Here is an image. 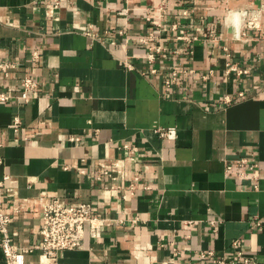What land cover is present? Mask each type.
I'll return each mask as SVG.
<instances>
[{"label":"crops","instance_id":"crops-1","mask_svg":"<svg viewBox=\"0 0 264 264\" xmlns=\"http://www.w3.org/2000/svg\"><path fill=\"white\" fill-rule=\"evenodd\" d=\"M0 63L17 65L0 72L13 97L0 103V179L15 245L41 242L42 204L89 203L112 224L59 264H211L200 255L238 250L264 264V0H0ZM32 73L36 96L21 102ZM240 158L258 181L240 176ZM114 160L140 177L126 201L97 180ZM25 264L44 263L33 251Z\"/></svg>","mask_w":264,"mask_h":264},{"label":"built area","instance_id":"built-area-1","mask_svg":"<svg viewBox=\"0 0 264 264\" xmlns=\"http://www.w3.org/2000/svg\"><path fill=\"white\" fill-rule=\"evenodd\" d=\"M187 15V12L184 13ZM257 17L250 19L247 22L249 28L255 27ZM152 39H149L151 41ZM146 43L147 40H142ZM148 42V41H147ZM162 53V48L158 46H152L148 49L147 59L151 64L156 63L157 55ZM32 57L35 61L40 60V54L38 51L32 53ZM227 73L237 72L241 75L244 72L238 71L230 64L227 65ZM17 68L15 63H0V72L5 71V76L8 77L9 71ZM129 69H132L129 67ZM183 72L179 69H174L171 74V78L164 80V86L169 88L173 82H175L179 74ZM151 74H158V69L151 68ZM187 74H193V71L187 72ZM207 75H203V79H207ZM38 83L32 74L25 75L22 79L20 86V94L18 100L21 102H27L36 96ZM241 93L239 97H243ZM229 98L226 101L229 102ZM13 101V97L7 93L0 92V103H9ZM16 128L19 125V119H15ZM17 130V129H16ZM173 129H156L155 133L161 137H167ZM76 140V139H74ZM123 149L128 152L125 157V161L135 163L137 158L135 154L138 152L136 147L131 146L130 143L123 145ZM241 172L240 176L247 175V172L252 173V178L258 181V176L255 174L257 165L253 163V160L249 158H240L233 162ZM233 164L227 166V171L233 169ZM3 165V156L0 154V167ZM99 167L101 173L97 176V180L101 181L103 178L108 180V187L110 190L116 191L120 194L123 200L129 199V196H134L135 183L140 180L138 175H131L126 168L125 164L121 160H114L109 163L100 162ZM247 168L248 170H243ZM82 173H85L82 171ZM128 181L126 186L121 185L120 182ZM3 181L0 179V238L1 247L3 250L4 258L7 264H25V255L27 253L37 251L40 253V258L44 264H59V254L63 251L81 250L84 247L85 238L88 234L92 239H98L102 236L103 230L112 224L109 219L99 218L93 209V206L89 203H62L59 201H51L42 204V228L40 231L42 240L38 245L29 248H22L14 244L10 234V223L13 215L8 214L4 209V203L1 196V189ZM129 192V196L125 193ZM17 213V212H16ZM123 223V221H119ZM261 222L257 221L251 225V229L260 228ZM238 242L235 243V246ZM211 259V264H256V262L244 255L243 250H238L233 257L227 258L226 256H218L214 252L209 251L202 253L200 259Z\"/></svg>","mask_w":264,"mask_h":264},{"label":"clouds","instance_id":"clouds-1","mask_svg":"<svg viewBox=\"0 0 264 264\" xmlns=\"http://www.w3.org/2000/svg\"><path fill=\"white\" fill-rule=\"evenodd\" d=\"M241 16H242V13L237 12L234 14V18H233V26L235 28V34L237 36H239L240 27H241V23H242Z\"/></svg>","mask_w":264,"mask_h":264},{"label":"bare ground","instance_id":"bare-ground-1","mask_svg":"<svg viewBox=\"0 0 264 264\" xmlns=\"http://www.w3.org/2000/svg\"><path fill=\"white\" fill-rule=\"evenodd\" d=\"M237 13V12H236ZM235 14V13H234ZM241 19L243 20L244 22V13H242V16H241ZM244 24V23H243Z\"/></svg>","mask_w":264,"mask_h":264}]
</instances>
